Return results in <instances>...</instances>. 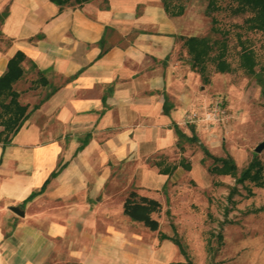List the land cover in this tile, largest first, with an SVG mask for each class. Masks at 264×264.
<instances>
[{
    "label": "crops",
    "instance_id": "0c3cea01",
    "mask_svg": "<svg viewBox=\"0 0 264 264\" xmlns=\"http://www.w3.org/2000/svg\"><path fill=\"white\" fill-rule=\"evenodd\" d=\"M3 7L0 72L22 48L12 85L27 113L0 141V264H185L172 260L178 245L157 210L151 227L122 208L129 187L163 207L186 199L191 180L212 181L197 141L210 144L216 126L183 117L201 90L181 12L162 0Z\"/></svg>",
    "mask_w": 264,
    "mask_h": 264
},
{
    "label": "rangeland",
    "instance_id": "374dc122",
    "mask_svg": "<svg viewBox=\"0 0 264 264\" xmlns=\"http://www.w3.org/2000/svg\"><path fill=\"white\" fill-rule=\"evenodd\" d=\"M178 2L183 5L178 12L186 22L181 25L185 33L215 37L210 53L199 66H193L197 70L195 83L201 90L196 103L209 105L217 98L221 107L214 117L204 118L207 126L217 129L214 140L206 145L216 153L229 151L238 167L253 150L264 162V144L259 149L253 147L264 135V28L253 23V9L242 6L240 0H169V5L174 7ZM222 44L224 66L217 64L213 55ZM242 44L251 49L253 69L242 61ZM188 53L185 59L189 62ZM198 144L203 164L215 167L210 171L205 165L211 183L201 187L191 180L186 199L157 209L161 227L171 230L184 246V250L178 246L172 260L185 264H190L189 259L194 264H264V182L250 176L238 179L235 173L219 170L216 163L220 159ZM172 206L177 216L169 214Z\"/></svg>",
    "mask_w": 264,
    "mask_h": 264
},
{
    "label": "trees",
    "instance_id": "16d2710c",
    "mask_svg": "<svg viewBox=\"0 0 264 264\" xmlns=\"http://www.w3.org/2000/svg\"><path fill=\"white\" fill-rule=\"evenodd\" d=\"M58 3V6L62 5L65 2H73L80 0H55ZM164 7L169 12H178L183 8V5L178 2L174 7L169 5V0H162ZM242 6L248 5L253 9V23L255 25L261 26L264 28V0H240L239 2ZM6 7H3L0 10V16ZM182 36L183 41L187 47L188 60L191 66H199L202 62V59L210 53V49L213 46L215 37L209 36L207 33H197V32H179ZM100 40V38H99ZM222 43V41H221ZM104 46L101 45L98 51H101ZM224 45L222 44L217 50H215L214 58L217 61V64L224 66L223 58ZM241 57L244 64L249 69L252 68L253 55L251 49L242 44L241 46ZM25 55V52L22 48L17 47L12 53L7 56L6 65L3 70L0 72V141L5 143L10 140L12 132L18 127L21 123L23 117L27 113V101H22L18 97V90L12 85V80L17 77L22 71L21 58ZM44 80V77H42ZM51 89V88H50ZM50 89L45 90L42 95L48 93ZM41 95V96H42ZM34 101L33 103H35ZM166 107V105H164ZM174 127L177 131H181L180 126L177 123H174ZM190 137L197 138V133L192 130L189 134ZM203 149L212 155L214 159L218 158L220 161L216 163V167L222 171H230L235 173V177L241 179L245 176L252 177L256 182H264V162L256 155L255 150L247 161L238 167V163L234 159V156L227 151L226 153H216L209 149L206 143L202 140H199ZM215 163V162H214ZM60 162L57 163L50 172H54L59 166ZM207 168L212 171L215 169L213 164H205ZM159 168L162 169L161 166ZM37 188H32L27 195L32 194ZM161 207V200L155 195L141 192L135 187H129L127 192L124 195L122 200V208L130 216L142 219L146 224L151 227L158 225V217L152 213V210H157ZM159 233L165 234L164 230H160ZM174 240L177 242L178 246L184 250V246L180 238L171 234ZM190 264H194L192 260H188Z\"/></svg>",
    "mask_w": 264,
    "mask_h": 264
},
{
    "label": "built area",
    "instance_id": "2783aa9c",
    "mask_svg": "<svg viewBox=\"0 0 264 264\" xmlns=\"http://www.w3.org/2000/svg\"><path fill=\"white\" fill-rule=\"evenodd\" d=\"M220 108L221 107L217 98L209 105H204V103L198 102L190 106L184 112L183 117L187 121L194 120L196 118L210 119L218 113Z\"/></svg>",
    "mask_w": 264,
    "mask_h": 264
},
{
    "label": "water",
    "instance_id": "95a60500",
    "mask_svg": "<svg viewBox=\"0 0 264 264\" xmlns=\"http://www.w3.org/2000/svg\"><path fill=\"white\" fill-rule=\"evenodd\" d=\"M264 144V135L261 137V138H259L254 144H253V147L255 148V149H259L262 145ZM12 208H14L15 210H17V211H22V208L17 204V203H10L9 204Z\"/></svg>",
    "mask_w": 264,
    "mask_h": 264
}]
</instances>
